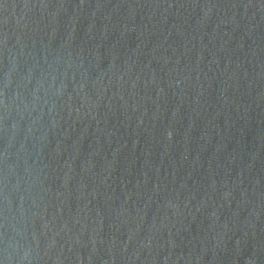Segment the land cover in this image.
I'll return each mask as SVG.
<instances>
[{
    "label": "water",
    "instance_id": "1",
    "mask_svg": "<svg viewBox=\"0 0 264 264\" xmlns=\"http://www.w3.org/2000/svg\"><path fill=\"white\" fill-rule=\"evenodd\" d=\"M0 264H264V0H0Z\"/></svg>",
    "mask_w": 264,
    "mask_h": 264
}]
</instances>
